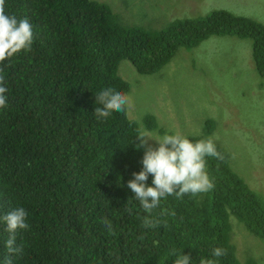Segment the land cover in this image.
Wrapping results in <instances>:
<instances>
[{"label":"trees","instance_id":"1","mask_svg":"<svg viewBox=\"0 0 264 264\" xmlns=\"http://www.w3.org/2000/svg\"><path fill=\"white\" fill-rule=\"evenodd\" d=\"M5 12L28 18L34 33L31 51L0 65L8 89L7 106L0 109V216L23 207L30 225L17 233L24 252L13 264H175L181 254L191 256L190 264L203 258L241 264L229 216L264 239V198L232 171L225 149L214 143L222 161L206 157L213 190L162 198L151 215L167 227L145 228L148 214L126 189L142 170L140 127L126 108L98 121L95 95L106 87L125 88L115 74L119 60L151 75L178 47L191 49L212 36L251 40L252 61L264 81V26L214 10L161 30H124L106 19L103 4L90 0H5ZM145 123L162 132L154 117ZM213 128L208 120L200 136L187 138L211 139ZM165 209L175 217L164 215ZM8 236L0 222V264ZM215 247L227 255L213 257Z\"/></svg>","mask_w":264,"mask_h":264},{"label":"rangeland","instance_id":"2","mask_svg":"<svg viewBox=\"0 0 264 264\" xmlns=\"http://www.w3.org/2000/svg\"><path fill=\"white\" fill-rule=\"evenodd\" d=\"M103 4L107 20L124 30H161L170 23L225 10L264 26V0H90ZM251 40L212 36L197 46L178 47L170 62L151 75H140L127 61L117 67L128 88L129 119L147 130L153 116L162 132L200 136L212 120L210 138L225 149L229 165L247 186L264 198V81L251 57ZM227 113V118L225 116ZM138 127V128H139ZM158 144L149 139L148 146ZM232 244L241 264H264V239L245 230L232 215Z\"/></svg>","mask_w":264,"mask_h":264},{"label":"clouds","instance_id":"3","mask_svg":"<svg viewBox=\"0 0 264 264\" xmlns=\"http://www.w3.org/2000/svg\"><path fill=\"white\" fill-rule=\"evenodd\" d=\"M33 42L34 33L28 18L18 19L15 15L6 14L5 0H0V65L10 61L21 51H31ZM122 60L125 59L119 60L116 66L117 78V67ZM3 71V67H0V109L7 106L8 99ZM127 88V86L125 88L106 87L95 95V104L99 107H95L94 115L98 121L106 120L113 112H124L126 105L129 110L130 100ZM227 115L225 113L226 118ZM136 138L139 140L137 148L146 150L142 159V170L133 173L134 178L128 182L126 189L134 200L140 202L138 204L148 214L143 219V227L151 229L160 225L167 227L166 221L153 218L151 215L153 210L159 207L162 198L175 196L177 199H182L185 195L196 196L213 190L215 184L206 170V157L222 161L224 156L217 150L211 139L193 142L179 132L155 136L147 130L140 129ZM149 139L156 140L158 147L148 146ZM150 175L154 177L153 186H148L146 183ZM163 214H170L173 217L176 215L175 211L168 213L167 209ZM27 218L28 212L23 207L0 216V222L6 225V231L9 234L5 242L8 255L4 258L3 264H13L14 256L23 255V245H18L16 239L18 231H27L30 228ZM103 223L111 231V224L107 221ZM172 255H176L175 250L172 251ZM225 255L227 251L223 248L212 249V256L215 258ZM190 261V255L181 254L175 259V264H190ZM200 264H216V262L214 259L203 258Z\"/></svg>","mask_w":264,"mask_h":264}]
</instances>
